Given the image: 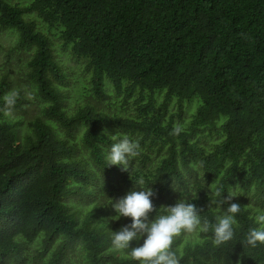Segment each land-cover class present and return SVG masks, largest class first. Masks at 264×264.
Wrapping results in <instances>:
<instances>
[{"label": "trees", "instance_id": "16d2710c", "mask_svg": "<svg viewBox=\"0 0 264 264\" xmlns=\"http://www.w3.org/2000/svg\"><path fill=\"white\" fill-rule=\"evenodd\" d=\"M31 12L86 61L98 96H106L108 84L125 97L139 93L138 113L110 116L92 107L69 113L51 79L64 80V70L50 37L26 17ZM2 29L18 32L17 49L36 47L31 77L51 104L49 118L29 122L31 133L20 142L18 123L4 114L23 109V97L6 96L8 83H0V264L19 263L25 244L36 240L42 255L49 252L44 264H63L79 241L86 264H138L131 249L120 256L108 250L106 223H94L96 209L79 221L66 203L90 193L92 173L73 140L80 127L85 151L105 173L123 175L105 160L115 128L158 146L152 176L184 183L186 172L201 170L215 180L214 208L202 209V221L215 222L238 181L246 191L264 193V0H31L24 6L0 0ZM162 91L164 105L176 99L180 112L184 102L198 99L187 127L158 111L156 94ZM200 132H216L220 139L208 149L194 138ZM238 205L232 241L214 246L211 229L174 239L183 253L180 264H264V244L243 243L254 215ZM159 208L154 205V216ZM121 220L122 226L130 223Z\"/></svg>", "mask_w": 264, "mask_h": 264}, {"label": "rangeland", "instance_id": "374dc122", "mask_svg": "<svg viewBox=\"0 0 264 264\" xmlns=\"http://www.w3.org/2000/svg\"><path fill=\"white\" fill-rule=\"evenodd\" d=\"M7 1L24 6L30 3L31 0ZM26 17L34 20L38 29L50 37L53 55L61 64L65 74L62 81L55 80L53 76H51V79L54 85L64 94L65 108L69 113L85 107L95 108L97 111L110 116L116 114L135 115L138 113L135 101L139 98V93H136L133 97H125L124 94H117L112 86L108 84L106 85V96H98L93 89L91 73L86 68V61L73 55L70 48L63 43L59 30L50 28L36 13L31 12ZM17 40L18 32L16 30H0V83L3 80L8 83L6 96L20 93L24 100L22 102L23 109H8L5 111L4 117L11 123H18L16 129L20 142H23L25 137L31 133L29 122L37 119L47 120L49 118L46 115V108L51 104V101L39 92L37 83L31 77L32 68L29 63L36 47L33 46L28 50L17 49ZM156 98L158 111L165 112L167 119H171L176 125L183 127L189 125L198 104L197 98L191 102H184L182 112H180L179 103L176 99L164 105L163 91L158 92ZM49 121L57 130L61 129L55 121ZM82 132L83 128L80 127L75 133L73 140L78 147V157L83 158L92 173L90 193L82 197L67 198L66 203L79 221H84L87 215L96 209L94 223H99V225H104L103 222L106 223V226H104L108 234L107 246L109 251L114 250L111 243L113 231L120 229L122 227L121 222H123L121 218L113 220L115 212L110 207L109 199L115 200L125 195L134 186L141 187L135 183L141 176L145 182L143 187L146 188L148 186L153 189L154 196L151 199L158 208L172 205V202L175 203L177 200L194 203L201 210L210 207L214 208L212 196L213 186L216 181L208 179L201 170L186 172L184 183H179L176 180L166 183L163 177L158 179L150 173L154 171L157 157L160 156L157 153V145L150 144V142L143 143L136 136H129L121 130L110 128L112 142H115L113 139L114 135L116 139L127 135L139 141L140 154L129 161V172L123 171V175H119L117 172L105 173L96 166L85 151L81 140ZM207 133H197L194 138L201 137L202 144L210 149L220 139V136L216 132L213 135H208ZM60 134L65 136L61 131ZM147 156H152L153 161ZM232 195L235 196L229 200L228 205L230 203L243 204L251 209L253 215L258 210H264V193L257 192L254 188L246 191L241 188V184L238 181L232 186ZM227 207H220L218 210L222 212ZM154 215L150 213L149 218L154 219ZM196 236L197 232L183 233L182 235L185 241ZM81 242L79 241L75 248L69 251L63 264H86ZM41 251L39 241L26 243L23 252L24 259L17 264H44V261L49 257V252L42 255ZM115 254L120 256L122 251H115ZM214 264L224 263L218 260L214 261Z\"/></svg>", "mask_w": 264, "mask_h": 264}, {"label": "clouds", "instance_id": "9594fccd", "mask_svg": "<svg viewBox=\"0 0 264 264\" xmlns=\"http://www.w3.org/2000/svg\"><path fill=\"white\" fill-rule=\"evenodd\" d=\"M176 132H179L178 128ZM113 139L115 142L105 156L107 167L119 166L122 171L129 172V161L140 154V143L127 135L119 139L114 135ZM135 183L141 187L134 186L125 195L109 200L110 207L115 212L113 220L130 218V223L113 231L112 246L117 251L131 249L130 255L138 264H180L183 253L174 248L173 243L182 233H206L211 229L212 243L217 247L233 240L238 224L237 216L241 211V206L237 203H230L223 209L222 213L215 217L214 223L206 219L202 221V210L185 200L161 206V214H156L154 219H150L149 214L154 210L151 199L154 196L153 189L143 187L145 182L142 176ZM234 196L228 195L227 200ZM141 239L142 244L131 247V242ZM243 243L251 248L264 244V210L256 211L252 217V226L247 230Z\"/></svg>", "mask_w": 264, "mask_h": 264}]
</instances>
